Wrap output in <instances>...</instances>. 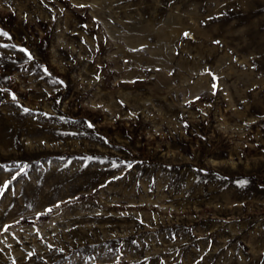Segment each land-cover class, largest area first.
Listing matches in <instances>:
<instances>
[{
	"label": "rangeland",
	"instance_id": "1",
	"mask_svg": "<svg viewBox=\"0 0 264 264\" xmlns=\"http://www.w3.org/2000/svg\"><path fill=\"white\" fill-rule=\"evenodd\" d=\"M0 264H264V0H0Z\"/></svg>",
	"mask_w": 264,
	"mask_h": 264
},
{
	"label": "snow or ice",
	"instance_id": "2",
	"mask_svg": "<svg viewBox=\"0 0 264 264\" xmlns=\"http://www.w3.org/2000/svg\"><path fill=\"white\" fill-rule=\"evenodd\" d=\"M185 35L187 36L188 34L185 33ZM213 87H215V85H213ZM25 111H28V109H25ZM91 127V125H89ZM5 187H7V185H5ZM48 211H51V209H48Z\"/></svg>",
	"mask_w": 264,
	"mask_h": 264
}]
</instances>
